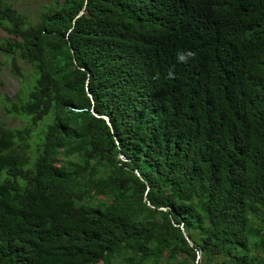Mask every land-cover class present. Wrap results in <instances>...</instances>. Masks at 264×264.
Here are the masks:
<instances>
[{
    "label": "trees",
    "instance_id": "1",
    "mask_svg": "<svg viewBox=\"0 0 264 264\" xmlns=\"http://www.w3.org/2000/svg\"><path fill=\"white\" fill-rule=\"evenodd\" d=\"M46 5L0 0L34 71L0 120V264H264V0Z\"/></svg>",
    "mask_w": 264,
    "mask_h": 264
},
{
    "label": "rangeland",
    "instance_id": "2",
    "mask_svg": "<svg viewBox=\"0 0 264 264\" xmlns=\"http://www.w3.org/2000/svg\"><path fill=\"white\" fill-rule=\"evenodd\" d=\"M13 5L20 14L25 15L31 23H35L39 13L47 6V0H12ZM3 35L0 32V37ZM2 67L0 69V120L9 127L20 128L22 122L14 117H9L3 112L4 105L9 100H14L20 93L24 84H31V77L34 73L31 66L17 60L20 75L11 71V62L8 58L0 56Z\"/></svg>",
    "mask_w": 264,
    "mask_h": 264
},
{
    "label": "water",
    "instance_id": "3",
    "mask_svg": "<svg viewBox=\"0 0 264 264\" xmlns=\"http://www.w3.org/2000/svg\"><path fill=\"white\" fill-rule=\"evenodd\" d=\"M82 14H83V11H81L79 15H82ZM89 96H90V94H89ZM93 115H94L95 117H97V118H103L104 120H106L107 124L110 126V123L108 122V119H107L106 117H104V116H98V115H96L95 113H93ZM119 157L122 158V159H124L122 155H119ZM136 174H138V173L136 172ZM147 187H148V186H147ZM144 202H145V204H146L148 207H150V208H154V207L151 206V204H150V202H149V200H148V198H147L146 196L144 197ZM159 210H163V211H165L166 209H164V208H159ZM180 229H181L180 231L182 232V234H183L184 238L186 239V241L188 242V244H189L190 246H192L193 244H192V242L188 239L186 232L183 231V228H182V227H181ZM199 258H200V254H198V256H197V259H199Z\"/></svg>",
    "mask_w": 264,
    "mask_h": 264
},
{
    "label": "clouds",
    "instance_id": "4",
    "mask_svg": "<svg viewBox=\"0 0 264 264\" xmlns=\"http://www.w3.org/2000/svg\"><path fill=\"white\" fill-rule=\"evenodd\" d=\"M194 53L190 52V51H179L177 54V61L178 63H187L190 59L194 58ZM175 77V73L174 71H170L168 73V78H174Z\"/></svg>",
    "mask_w": 264,
    "mask_h": 264
}]
</instances>
